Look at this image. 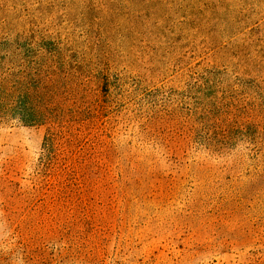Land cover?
Returning <instances> with one entry per match:
<instances>
[{
	"label": "rangeland",
	"instance_id": "rangeland-1",
	"mask_svg": "<svg viewBox=\"0 0 264 264\" xmlns=\"http://www.w3.org/2000/svg\"><path fill=\"white\" fill-rule=\"evenodd\" d=\"M0 264H264V0H0Z\"/></svg>",
	"mask_w": 264,
	"mask_h": 264
},
{
	"label": "trees",
	"instance_id": "trees-1",
	"mask_svg": "<svg viewBox=\"0 0 264 264\" xmlns=\"http://www.w3.org/2000/svg\"><path fill=\"white\" fill-rule=\"evenodd\" d=\"M37 112V111H36Z\"/></svg>",
	"mask_w": 264,
	"mask_h": 264
}]
</instances>
